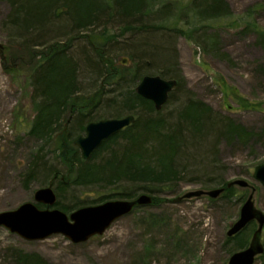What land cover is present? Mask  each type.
Segmentation results:
<instances>
[{
	"label": "rangeland",
	"instance_id": "rangeland-1",
	"mask_svg": "<svg viewBox=\"0 0 264 264\" xmlns=\"http://www.w3.org/2000/svg\"><path fill=\"white\" fill-rule=\"evenodd\" d=\"M191 1L156 0L153 13L142 18L141 25H133L140 26L133 31H122L120 21L114 20L109 24L102 21L95 32L88 31L81 36L86 37L94 47L113 38L114 42L104 46L114 70L119 72L125 67L118 63L123 57H133L137 61L142 59L143 68L148 62L142 77L159 76L157 72L163 70L162 59L150 61L146 53L154 46L166 45L175 55L177 69L194 97L216 114L240 124L252 137L245 144L217 141L213 157L206 152L213 144L214 135L208 136L206 145L201 147H193L191 142L186 149L188 157L178 160V165L184 168L182 179L157 195L161 200L157 205L135 208L116 220L101 236L92 237L84 243L72 244L61 235L28 242L0 227V264H21L18 261L20 254H36L44 264H227L229 257L238 252L235 250L237 241L228 238L226 232L238 219L240 208L251 193L255 207L264 213V188L252 177L255 167L264 164V51L251 31H243L247 23L264 29V0H225L231 15L205 24H196L192 20ZM165 5L167 13H158L159 8ZM8 13V5L0 1V213L13 211L25 203L46 209L45 205L34 202L33 195L47 187L49 180L42 174H36L28 182L23 177L36 155L48 165L58 166L56 157L61 153V146L74 147L62 139L63 126L48 142L35 140L27 134L34 116L32 89L27 77L46 52L44 49L25 50L6 45L9 42L3 25ZM163 17L169 19L162 20ZM65 25L64 18L56 20L53 36H60L64 31L60 29ZM202 25L208 26L206 35L215 34L219 40L217 47L208 53L201 51L188 38L190 32ZM159 27H166L167 30ZM203 35L199 33V37ZM86 39L73 44L72 54L76 56L77 52L93 49ZM145 45L149 47L145 49ZM92 82L86 80L82 83L90 96L88 106L96 103L93 114L104 119L113 114L106 106L115 97L108 94L113 88L106 86L95 95L100 82L95 85ZM180 95V91L175 93L172 102L165 107V114L180 106L176 103ZM120 100L118 98L117 102ZM125 115L123 113L117 118ZM173 120L169 117V124H173ZM209 180L215 181L209 183ZM235 180L247 182L249 188L234 186L230 196L221 194L216 199L202 196L177 200L188 192L218 189V183ZM96 190L71 188L67 193L60 194V202L65 206L71 204L69 199L73 195L81 197L84 207L99 205L101 203L90 202L98 196ZM58 200L56 197L55 204L49 209L60 210ZM116 200L120 199L108 201ZM67 208V211L60 210L67 216L77 210ZM255 229L256 223L253 222L243 230L247 234L243 249L248 246ZM261 242L264 246V228ZM254 264H264V254L258 256Z\"/></svg>",
	"mask_w": 264,
	"mask_h": 264
},
{
	"label": "trees",
	"instance_id": "trees-1",
	"mask_svg": "<svg viewBox=\"0 0 264 264\" xmlns=\"http://www.w3.org/2000/svg\"><path fill=\"white\" fill-rule=\"evenodd\" d=\"M0 1L9 7L3 25L9 42L6 45L25 50L44 49L46 52L45 55H41L40 61L27 77L29 87L32 89L31 103L34 114L27 132L29 137L48 142L63 126L61 131L65 135H61L62 139L71 144L73 138L85 132L87 124L100 121L101 118L93 114L96 103L88 106L90 96L82 85L86 80H92L93 85L97 81L100 82V88L95 95L101 93L100 89L103 90L106 86L113 88L108 94L115 97L106 105L113 114L104 119L117 118L123 113L127 114L125 116L132 115L135 118L133 124L102 143L87 161L81 159L77 148L63 145L61 153L56 157L58 166L48 165L39 155L33 158L28 172L23 177L24 181H30L36 174H42L47 178L48 186L54 188V193L59 199L57 207L60 210L67 211V207H71L69 209L73 211L84 207L81 197L73 195L69 199L71 204L65 206L60 202L62 200L60 194L67 193L71 188L80 187L97 189L95 193L98 196L90 201L92 204L103 203L112 198L132 200L145 193L152 197L150 206H155L161 201L157 195L182 179L184 168L178 165V160L184 159V156L188 157L186 149L191 142L193 147L194 145L201 147L202 144L206 145L205 139L208 136L214 135L213 144L209 152H206L208 156L213 157L217 141L245 144L252 137V134L240 124L216 114L212 108L194 97L186 88L177 69L175 55L166 45L168 50H164V45L154 46L148 54L146 53L150 61L162 59L163 70L157 72L159 77L176 81L167 103L160 111H156L150 101L141 98L135 92V84L142 79L148 62H145L143 68L142 59L137 61L131 57L129 59L131 65L116 72L113 62L107 59L109 53L104 46L114 42L113 38L101 46L94 47L86 37H82L88 31L95 32L102 21L106 24L114 20L120 21L119 25H123L122 31L135 30L136 26L133 25L136 23L141 25L142 18L153 13L152 10L157 5L156 0ZM190 10L192 20L196 24H205L231 15L230 7L225 0H192ZM167 11L165 5L157 12L164 15ZM61 18L66 21V25L60 29L64 31L60 36L54 37V23ZM166 18L163 17L162 20L172 16ZM159 28L167 30L166 27ZM207 28L208 26L202 25L188 35V38L205 53L214 50L219 43L217 35H206ZM243 31H251L257 44L264 51V29L247 23ZM199 33L204 34L202 38L199 37ZM84 38L93 49L77 52L75 56L71 52L73 44ZM144 47L146 49L149 46ZM179 91L182 95L176 103L180 106L172 113L165 114L166 105L172 102L175 93ZM85 98L87 101H84ZM118 98H121L119 102ZM169 117L174 119L173 124H169ZM209 181L211 183L215 180ZM228 183H218L220 188H224L222 196H230L233 193V187L226 188ZM249 232L250 230L247 233ZM245 233L242 231L231 237L237 241L235 250H242L246 245ZM18 261L21 264H44L36 254H20Z\"/></svg>",
	"mask_w": 264,
	"mask_h": 264
},
{
	"label": "water",
	"instance_id": "water-1",
	"mask_svg": "<svg viewBox=\"0 0 264 264\" xmlns=\"http://www.w3.org/2000/svg\"><path fill=\"white\" fill-rule=\"evenodd\" d=\"M118 63L125 67L131 65L129 58L125 57ZM175 86V80H166L159 76H144L136 86L135 92L141 98L150 101L156 111H160L167 103L169 94ZM134 120V116L128 115L90 122L85 127L84 135L74 139L72 144L79 151L81 159L87 161L102 143L133 124ZM252 177L264 188V164L255 167ZM234 186L242 189L249 188V184L243 180L229 182L226 188ZM223 192L224 188L210 191L197 190L188 192L177 200H189L202 196L216 199ZM33 200L36 204H43L47 208L41 210L32 203H25L13 211L2 212L0 227L28 242L43 241L51 236L61 235L72 244H81L92 237L101 236L116 220L130 214L135 208L152 204L150 195L140 194L132 200L107 201L95 206L82 207L67 216L58 209H49L56 202V195L51 186L37 190ZM253 222L256 223V229L251 235L248 246L232 254L227 264H254L256 258L264 253L261 242L264 213L255 207L251 193L242 204L238 219L230 226L226 236L231 238L241 233Z\"/></svg>",
	"mask_w": 264,
	"mask_h": 264
}]
</instances>
